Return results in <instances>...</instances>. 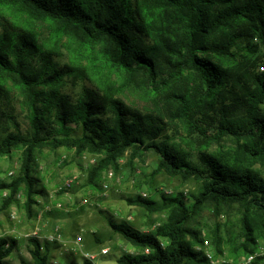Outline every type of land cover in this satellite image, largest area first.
<instances>
[{
    "label": "trees",
    "instance_id": "trees-1",
    "mask_svg": "<svg viewBox=\"0 0 264 264\" xmlns=\"http://www.w3.org/2000/svg\"><path fill=\"white\" fill-rule=\"evenodd\" d=\"M2 10L50 21L60 30H55L57 37L67 36L71 51L70 43L79 42L88 61L84 79L94 84L84 85L76 101L62 94L54 102L66 71L57 69L35 33L17 29L19 25L12 31L3 26L0 79L9 78L22 89L30 126L26 133H7L0 142V156L23 148L18 177L2 186L16 191L24 185L28 209L35 181L32 165L40 148L65 146L77 153L103 154L92 174L115 163L129 148L133 157L142 148H152L161 156L158 171L193 177L201 186L190 204L180 195L163 203L141 196L129 199L151 211L167 209L168 218L153 232L109 219L110 227L127 241L150 249L123 253L119 264H209L188 239L201 240L189 223L206 203L243 207L244 242L238 249L248 250L258 238L264 239V0H0L1 29ZM114 71L121 76L117 84L111 82ZM138 79L153 94L164 93L170 80L187 79L184 91L168 93L173 117L192 125L195 115L206 113L204 108L212 111L216 117L206 113L215 121L209 136L217 141L230 138L233 146L215 154L203 152L195 161L159 141L162 119L133 109L117 96L118 84ZM74 126L82 130L80 136L72 135ZM212 240L220 249L218 228ZM29 241L32 261L24 264H49L40 240ZM10 248L8 239H0L2 258ZM83 264L93 263L85 259Z\"/></svg>",
    "mask_w": 264,
    "mask_h": 264
},
{
    "label": "rangeland",
    "instance_id": "rangeland-1",
    "mask_svg": "<svg viewBox=\"0 0 264 264\" xmlns=\"http://www.w3.org/2000/svg\"><path fill=\"white\" fill-rule=\"evenodd\" d=\"M16 25H19L17 29L25 27L35 33L42 48L52 53L57 69L67 72L63 73L60 94H56L54 102L62 94L69 100L76 101L84 85L90 88L94 86L92 82L84 79L88 61L85 47H80L79 42H69L74 49L71 51L67 47V36L63 35V39L57 37L55 30H60L50 21L34 18L17 10H2L0 32L4 27L12 31ZM262 48L261 53L264 54V45ZM33 63H37L36 58ZM68 72H74V75ZM111 76L112 83L115 81L117 84L121 79L115 71ZM179 80L181 81L170 80L168 84L164 81V93L155 94L147 91L139 79L128 83L121 82L116 86L117 96L133 109L161 118L164 130L159 141L168 142L195 161H199L203 152L215 154L228 150L233 146L230 138L217 141L209 136L215 121L206 113L216 117L212 111L204 108L206 113L195 115L192 125L173 117L174 102L168 98V93L185 90L187 79ZM189 80L188 77V82ZM0 83L1 142L9 132H28L30 125L22 89L3 76ZM46 91L54 95L50 89ZM81 134L80 127L74 126L72 135ZM139 153L140 155L133 157L132 149L129 148L115 163L92 174L104 158L103 154L88 151L77 153L75 148L65 146L38 149L32 165L35 181L30 209L27 207L24 185L16 191L2 186V183L9 184L18 177L23 148L14 147L9 155L0 156V239L11 242L9 254L3 258L0 255L4 264L30 263L31 237L40 240L41 250L49 255V264H83L87 259L83 253L97 254L105 246L110 247V253L98 256L96 264H119L117 258L123 253H146V249L141 250L115 232L109 225V219L127 222L141 231L153 232L167 220L168 210L151 211L130 203L129 199L141 196L163 203L164 198L180 195L190 204L201 183L193 177L171 176L164 171H158L161 156L155 149L142 148ZM242 212L243 207L238 203L219 208L212 203H206L189 223V228L201 239L196 242L188 236L193 242V248L206 257L207 249L213 254L212 259L207 257L209 264H236L241 257L251 253L259 254L252 264H264V255H261L264 239L258 238L256 244H251L248 250L238 249L244 242L243 237H240ZM217 228L219 236L222 237L220 249L212 240ZM55 232L62 235V240L48 241L47 237ZM78 238L82 239L83 252L75 244ZM204 239L210 241L209 248L202 245ZM7 248L8 244H5L3 249Z\"/></svg>",
    "mask_w": 264,
    "mask_h": 264
},
{
    "label": "built area",
    "instance_id": "built-area-1",
    "mask_svg": "<svg viewBox=\"0 0 264 264\" xmlns=\"http://www.w3.org/2000/svg\"><path fill=\"white\" fill-rule=\"evenodd\" d=\"M255 41L256 42L258 41V38L257 37L255 38ZM260 70L261 71H264V66H261L260 67ZM47 239H48V241H51V242H58V241H61L62 240V235L60 233L58 234L57 232H55L54 234L49 235L47 237ZM81 241H82V239L81 238H78L77 241L75 242V244L77 245V247L80 248V249H81V246H82L81 245L82 244ZM202 245L205 248H209L210 241L208 239H204ZM81 252H83L82 249H81ZM148 252H149V249H146V253H148ZM109 253H110V247H106L105 246V247H102L97 254L88 253V252L87 253H83V254L86 256V258L89 261H91L93 264H96V260H97V257L98 256H100V255L101 256H106ZM206 255H207V257L209 259H212L213 258L212 252L209 251L208 249L206 251ZM258 255L259 254H256V253L255 254L254 253H251V254L245 255V256L241 257V259L239 260V262L236 263V264H252L256 260V258H257ZM261 255H264V247L261 248Z\"/></svg>",
    "mask_w": 264,
    "mask_h": 264
}]
</instances>
